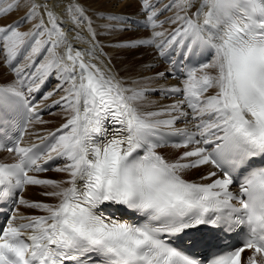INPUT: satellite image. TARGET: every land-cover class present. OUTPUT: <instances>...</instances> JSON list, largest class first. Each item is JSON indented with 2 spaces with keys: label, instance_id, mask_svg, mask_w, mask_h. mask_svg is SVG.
Listing matches in <instances>:
<instances>
[{
  "label": "snow or ice",
  "instance_id": "1",
  "mask_svg": "<svg viewBox=\"0 0 264 264\" xmlns=\"http://www.w3.org/2000/svg\"><path fill=\"white\" fill-rule=\"evenodd\" d=\"M27 4L24 20L38 21L31 30L0 26V50L16 74L0 84V151L14 154V162L0 161V204L13 201L0 225V264H242L246 250L251 255L243 264H264V165L251 163L264 159V0H200L198 6L173 0L164 10L177 8L169 21L180 26L167 36L155 30L166 22L157 21L160 11L143 0V26L153 31L123 46H154L161 57L179 49L185 59L204 58L184 66L180 86L160 89L183 99L150 112L135 106L147 89L125 87L110 69L92 62L98 42L82 6L65 9L73 24H87L93 38L85 41L89 48L78 50L46 2ZM18 7L19 0L0 6V16ZM75 38L83 39L79 32ZM26 45L30 62L13 66ZM42 52L37 64L34 57ZM53 74L59 83L43 99L62 91L48 107L71 115L48 134L53 142L40 153L39 145H21L33 121L44 123L31 94ZM164 115L169 118L158 119ZM189 118L192 130L175 126ZM168 137L178 138L174 147L188 149L175 160L157 150ZM53 160L66 161L52 170L67 179L29 175L48 171L44 164ZM205 166L214 170L200 181L209 183L185 179ZM27 186L52 189L42 195L56 202L24 199ZM16 205L46 214L25 216ZM108 206L137 219L106 215ZM232 235L240 236V246L230 244ZM211 248L216 250L204 255Z\"/></svg>",
  "mask_w": 264,
  "mask_h": 264
},
{
  "label": "bare ground",
  "instance_id": "2",
  "mask_svg": "<svg viewBox=\"0 0 264 264\" xmlns=\"http://www.w3.org/2000/svg\"><path fill=\"white\" fill-rule=\"evenodd\" d=\"M8 0H3L0 3V6L6 7ZM10 2V1H9ZM13 2V1H12ZM38 3L46 2L48 6L61 18L63 23L61 27L68 34L69 39L73 45L74 49L84 50L89 48V43L85 41H91L93 38L88 31L86 23H81L78 26L73 24L69 16L66 14V7L69 4L76 3L82 6L84 9V16L87 20L91 22L92 27L96 31L95 41L98 42L96 49V55L92 58V62L96 63L102 69H110L111 72L116 76L118 80L122 82L125 87L136 88L139 87L146 88L149 92L157 91L160 92L162 88H168L172 86H180L181 80L179 79H168L166 72L171 69L169 65H166L162 62L161 57L158 56L159 51L155 47H149L146 45L127 47V45L133 41L147 38L151 35L153 31L151 28L143 29L140 25L133 23L129 20L130 17H138L146 19V13L142 10L143 0H37ZM173 0H152V4L155 5L158 11H161L162 15L157 17V21H166L162 27L155 29L156 31H163L167 36L168 33L172 32L173 29L180 26V22L177 24H172L169 21L170 17H174L178 11L177 8L171 7L167 10L165 5H171ZM200 0H194V3L198 6ZM27 0H19V7L12 10L10 13L3 15L0 18V24H9L11 21L19 20V24H22L23 29H32V24L37 23V20L26 21L24 17L28 12ZM195 11V8L189 9L188 14L191 15ZM183 15V13H181ZM158 21V22H159ZM45 22L47 19L45 17ZM16 23V24H18ZM22 31V30H21ZM77 32H79L83 39H76ZM28 48H26L27 50ZM28 51L25 55L28 54ZM58 51H63L59 49ZM4 52L0 53V79L5 82H12L16 79V74L12 71L11 66L6 63V58L3 57ZM39 56V55H38ZM45 54L42 52L40 55L39 63L44 59ZM18 57V56H17ZM37 57V56H36ZM34 57V58H36ZM17 65L23 66L28 64L30 61L26 60L25 57ZM89 59V57H85ZM151 65V67H150ZM30 69L25 68V73H28ZM158 73H165L163 77H159ZM48 78H52V87L49 89V92H52L59 80L56 78V75L53 74ZM47 78V79H48ZM150 78V79H149ZM67 86V85H65ZM33 94V93H32ZM64 93L62 91L56 92L55 95L49 97L48 99H41L39 104L40 107L43 105V110L48 112V109L53 107H48L53 105V101L59 100ZM177 101H180L176 98H165L157 95H150L145 92L144 99L136 102L135 106L142 112L150 111H160L163 110L166 106L171 105ZM163 107V108H162ZM71 113L66 112L62 107L56 106V109L53 110L46 116H43V119H46L48 124L40 125L37 127L35 125L38 122H34L28 127V132L25 134L21 146H30L32 143L42 140L39 137H46L52 131L57 130L61 127L62 124L66 123V120L70 117ZM64 117L62 121L59 122L58 118ZM49 118V119H47ZM54 118H56L54 120ZM167 115L160 116L158 119H167ZM177 128L188 127L185 124L176 123ZM39 130V132H34ZM33 133V134H32ZM165 153V156L168 158H175L179 154V148L174 146H163L158 148ZM0 154H5L4 156H10L8 152L0 151ZM13 155V154H12ZM14 161V160H12ZM11 161V162H12ZM66 161L62 162L58 166H62ZM211 169L210 166L201 167L199 169H193L185 173V178L190 180H199L201 175L206 174ZM50 173L45 172L41 174H33L42 179H49ZM58 175L56 178L60 180L67 179L66 173H56ZM208 183L210 181H199ZM66 186V185H65ZM39 188L42 191H39ZM46 189V188H45ZM43 186H36V190H33L31 186H27L22 196L26 200H36L42 201L45 203H55L56 201L52 198L42 195L44 191H50L52 189L47 188L45 190ZM26 193H32L31 197H25ZM44 200V201H43ZM18 213L25 216L32 215H44L45 213L41 210L28 208L24 205H19L17 207ZM125 212H119L120 217H124ZM128 219V218H127ZM18 223V221L16 222ZM209 249L208 252H210ZM251 255V254H249Z\"/></svg>",
  "mask_w": 264,
  "mask_h": 264
},
{
  "label": "rangeland",
  "instance_id": "3",
  "mask_svg": "<svg viewBox=\"0 0 264 264\" xmlns=\"http://www.w3.org/2000/svg\"><path fill=\"white\" fill-rule=\"evenodd\" d=\"M9 1H10V2H9ZM12 1H13V0H8L7 4H8V3H11ZM119 1H121V0H119ZM7 4H6V5H7ZM161 15H162V13H161ZM1 17H2V16H0V18H1ZM13 21H14V20H13ZM13 21H11V22H13ZM11 22H10V23H11ZM10 23H9V24H10ZM9 24H3V25H9ZM32 26H33V24H32ZM22 27H24L22 24H19V25H18V30H19L20 32H28L29 30H31V29H23ZM21 30H22V31H21ZM140 46L143 47V45H140ZM1 82L3 83V82H5V81L2 80V79H0V83H1ZM47 119H49V118H47ZM55 119H56V118H54V120H55ZM58 119H59V122H60V121H62V120L64 119V117L61 116V118H58ZM36 124H37V123H36ZM47 124H48V122H47V123H38L37 126H40V125H47ZM5 158H6V157H5ZM5 158H3V159H5ZM48 176H49V179H55L58 175H56V173H54V174H53V173H50ZM32 189L35 190L36 188H34V186H32ZM44 189H45V188H44ZM45 190H47V189H45ZM31 196H32V193H30V194L28 193V194H27V197H31ZM30 199H31V198H30Z\"/></svg>",
  "mask_w": 264,
  "mask_h": 264
},
{
  "label": "trees",
  "instance_id": "4",
  "mask_svg": "<svg viewBox=\"0 0 264 264\" xmlns=\"http://www.w3.org/2000/svg\"><path fill=\"white\" fill-rule=\"evenodd\" d=\"M249 254H247V256H248Z\"/></svg>",
  "mask_w": 264,
  "mask_h": 264
}]
</instances>
